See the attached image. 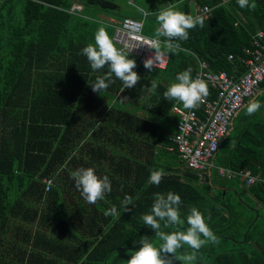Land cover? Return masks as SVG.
Returning <instances> with one entry per match:
<instances>
[{
    "label": "trees",
    "instance_id": "obj_1",
    "mask_svg": "<svg viewBox=\"0 0 264 264\" xmlns=\"http://www.w3.org/2000/svg\"><path fill=\"white\" fill-rule=\"evenodd\" d=\"M77 2L81 11L72 10ZM171 2L191 15L192 2L213 9L179 41L183 51L173 54L161 38L165 69L149 71L131 55L137 85L123 89L115 80L100 95L90 85L98 73L80 52L98 28L114 35L111 19L98 15L118 16L116 0H0V264H127L139 247L134 239H156L141 216L155 193L169 191L180 194L185 217L193 206L210 216L216 235L199 250L185 245L178 256L191 255L190 264H264V108L245 115L244 127L224 138L213 159L235 172L250 169L259 179L248 185L240 174L211 169L201 178L184 167L172 113L183 106L163 97L178 72L191 67L195 75L199 59L214 71H246L254 35L264 31V0L244 9L237 0ZM157 27L156 13L148 14L144 32L156 35ZM151 80L159 82L155 92ZM93 165L109 175L112 191L89 204L72 189V172ZM158 168L165 175L157 186L148 178ZM51 177L52 185L45 180ZM125 196L132 205L124 211ZM113 204L121 215L106 217Z\"/></svg>",
    "mask_w": 264,
    "mask_h": 264
},
{
    "label": "clouds",
    "instance_id": "obj_2",
    "mask_svg": "<svg viewBox=\"0 0 264 264\" xmlns=\"http://www.w3.org/2000/svg\"><path fill=\"white\" fill-rule=\"evenodd\" d=\"M237 4L241 9L255 7V3L251 0H237ZM140 11L147 17L143 9ZM156 22L158 25L156 35L154 38H149L146 44L154 49L155 53L143 62L144 68L149 71L162 63L164 56L167 55V52L162 50L161 38L166 42V49L171 50L173 54H176L177 50L183 51L179 41L188 40L190 30L197 26L202 27L204 19L201 16L180 11L175 6H167L157 11ZM134 47L129 44L118 46L105 27L97 29L94 42L88 43L80 52L87 58L91 70L98 73L94 82L90 83L94 92L103 95L115 83V80L122 82L123 89H131L137 85L141 77L136 70V59L130 55ZM105 68L106 71H104ZM192 72L191 67L178 72L174 81L169 83L163 92L164 99L178 101L186 110L196 109L209 95V85L206 80L194 77ZM158 87L157 80L150 81L152 92H155ZM244 108L247 115L252 116L264 108V103L253 98L244 105ZM213 166L214 164L211 169ZM220 167L222 166H218V169ZM164 175V170L158 168L150 172L148 180L151 184L158 186ZM51 178L54 179V177ZM72 179L77 190L89 204L105 200L106 195L112 191L109 175L98 173L94 165L76 169L72 172ZM129 205H132L131 198L125 196L120 201V207L125 211ZM181 205L182 200L178 193L169 191L166 194L159 192L154 194L153 203L150 209L142 214L141 220L144 226L153 230L156 239L153 240L148 236L134 239L133 244H138L139 247L131 251L127 264H175V261L181 259L185 264H190L193 257L191 255L180 257L177 255L178 250L185 245L190 249L199 250L206 243L216 240V235L210 227V216L193 206L185 217ZM104 215L119 216L121 213L117 205L113 204L104 211ZM185 224L187 227H183Z\"/></svg>",
    "mask_w": 264,
    "mask_h": 264
},
{
    "label": "built area",
    "instance_id": "obj_3",
    "mask_svg": "<svg viewBox=\"0 0 264 264\" xmlns=\"http://www.w3.org/2000/svg\"><path fill=\"white\" fill-rule=\"evenodd\" d=\"M232 0H221L227 4ZM130 3H134L132 0ZM82 7L75 4L74 11ZM212 7L208 4H195L193 16H201L204 20L210 17ZM114 28L113 38L118 46L129 44L135 46L130 55L137 57L143 64L144 60L153 56L154 49L147 46V40L155 36L144 33V18L125 16L122 19H111ZM161 39V43H162ZM251 57L245 61L247 70L239 73L227 70L214 71L206 61L199 60V68L194 77H200L208 82L209 95L196 108L186 110L175 105L173 114L179 116L177 133L173 137L178 147L179 158L185 168L195 170L203 178L211 169L213 159L219 150L221 142L229 132V127L238 112L247 100L257 94L261 83L264 81V31H259L253 38V47L250 50ZM230 55V59H233ZM169 56H164L158 69H165L168 65ZM211 87L216 89V95L212 98ZM202 110L203 114L199 111ZM220 174L233 177L240 174L251 185L259 178L250 170L235 172L228 168H219ZM53 184V178L45 179ZM50 185H48L49 187Z\"/></svg>",
    "mask_w": 264,
    "mask_h": 264
},
{
    "label": "rangeland",
    "instance_id": "obj_4",
    "mask_svg": "<svg viewBox=\"0 0 264 264\" xmlns=\"http://www.w3.org/2000/svg\"><path fill=\"white\" fill-rule=\"evenodd\" d=\"M119 4V9L117 11V15L118 16H114V17H119V16H125V15H133L135 14V10L137 9L134 6H131L128 4V0H116ZM135 1V6L139 7V9H143L144 12L147 13V15L149 14H153L156 13L159 9L170 6V1L169 0H134ZM81 10V9H80ZM79 11V10H78ZM139 11V10H138ZM141 15L144 14L143 12H141ZM99 17V15H98ZM113 19V18H112ZM246 110L245 108H243L240 112L241 117L245 116ZM238 120H240V118ZM226 137V136H225ZM224 137V138H225ZM224 151L226 150V147L223 146ZM227 151V150H226ZM225 151V152H226ZM220 165L219 161L216 160L214 166L212 167V171L214 175L219 174V169L218 166ZM55 178V182L57 181V177ZM72 189H75V186H72ZM77 192H80L78 190H76ZM212 193V192H211Z\"/></svg>",
    "mask_w": 264,
    "mask_h": 264
},
{
    "label": "crops",
    "instance_id": "obj_5",
    "mask_svg": "<svg viewBox=\"0 0 264 264\" xmlns=\"http://www.w3.org/2000/svg\"><path fill=\"white\" fill-rule=\"evenodd\" d=\"M130 1L131 0H128V4L129 5H131V6H134V7H136L138 10H139V7H137V6H135V1L134 0H132L134 3H130ZM170 1V0H169ZM194 1V0H193ZM222 3V2H221ZM76 4H79L78 2L76 3ZM79 5H81V10L83 9V4H79ZM172 5V2L170 1V6ZM192 9H194V2H192ZM135 10V14H133V15H131V16H140L141 15V13L138 11V10ZM81 10H79V11H81ZM156 14H157V12H156ZM192 14H193V10H192ZM100 20H103V21H108L109 19H112V18H114L113 16H109V15H107V14H105V13H99V17H98ZM146 18L147 17H145L144 18V24H145V20H146ZM146 35H149V36H155V35H150V34H147V33H145ZM113 37V36H112ZM163 41V40H162ZM136 59H137V61H138V63L139 64H141L142 65V63L139 61V59L136 57ZM200 60V59H199ZM199 60H198V68H199ZM261 99V101L264 103V85H261L260 86V88H259V90H258V92H257V94L256 95H254L253 97H251V98H249L248 100H247V102L245 103V105L248 103V101L250 100V99ZM244 108V106L242 107V109ZM241 109V110H242ZM241 110L238 112V114L236 115V117L234 118V120H233V122H232V124H231V126H230V129H229V132H228V134L226 135V137L225 138H227V136H229L230 134H232L233 132H234V130L237 128V127H239V128H242V127H244L243 126V119H244V117L245 116H242L241 117V115H240V112H241ZM260 114H261V116H264V110L263 111H260ZM247 115V114H246ZM239 117H241L240 118V120H238L239 119ZM172 134V133H171ZM215 161V160H214ZM213 164H215V162H213ZM248 169V168H247ZM247 169H245V170H247ZM245 170H243V171H245ZM248 170H250V169H248ZM251 171V170H250ZM252 173V172H251ZM254 175V174H253Z\"/></svg>",
    "mask_w": 264,
    "mask_h": 264
}]
</instances>
